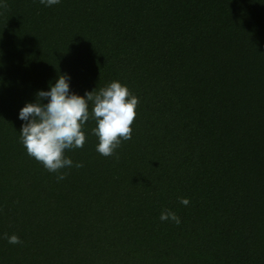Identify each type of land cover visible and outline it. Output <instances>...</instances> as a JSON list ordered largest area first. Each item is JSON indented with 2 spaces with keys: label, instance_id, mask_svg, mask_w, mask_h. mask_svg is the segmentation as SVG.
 Returning <instances> with one entry per match:
<instances>
[{
  "label": "trees",
  "instance_id": "16d2710c",
  "mask_svg": "<svg viewBox=\"0 0 264 264\" xmlns=\"http://www.w3.org/2000/svg\"><path fill=\"white\" fill-rule=\"evenodd\" d=\"M7 4L0 236L22 243L0 238V264H264V0ZM61 74L79 95L119 80L139 103L118 159L90 118L65 152L84 166L58 180L27 154L19 112Z\"/></svg>",
  "mask_w": 264,
  "mask_h": 264
},
{
  "label": "clouds",
  "instance_id": "9594fccd",
  "mask_svg": "<svg viewBox=\"0 0 264 264\" xmlns=\"http://www.w3.org/2000/svg\"><path fill=\"white\" fill-rule=\"evenodd\" d=\"M60 2L40 0L48 7ZM7 8V0L0 2V9ZM36 95V102H28L20 109L19 119L25 122L20 131V140L29 156L42 163L49 172L58 173V180L67 176L62 169L84 166L82 162L74 163L65 152L84 147L86 135L82 129L90 118L96 123L92 129L99 140L96 150L104 157L116 155L118 159L116 149L121 147L123 141L132 138V124L137 115L139 99L119 80L110 82L98 91L95 89L79 95L70 90V77L61 74L50 85V90H40ZM45 99L47 103L42 102ZM179 202L187 206L190 200L180 197ZM159 219L176 225L181 223L180 217L169 209L162 210ZM0 238L13 245L22 243L16 234L9 236L5 233Z\"/></svg>",
  "mask_w": 264,
  "mask_h": 264
}]
</instances>
